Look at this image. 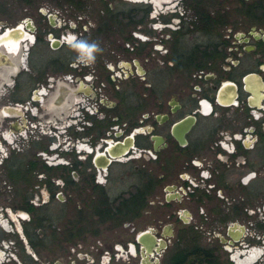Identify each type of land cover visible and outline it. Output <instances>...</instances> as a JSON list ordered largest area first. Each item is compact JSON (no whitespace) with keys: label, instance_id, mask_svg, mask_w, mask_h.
Returning a JSON list of instances; mask_svg holds the SVG:
<instances>
[{"label":"flooded vegetation","instance_id":"obj_1","mask_svg":"<svg viewBox=\"0 0 264 264\" xmlns=\"http://www.w3.org/2000/svg\"><path fill=\"white\" fill-rule=\"evenodd\" d=\"M10 6L0 264H264V0Z\"/></svg>","mask_w":264,"mask_h":264},{"label":"rangeland","instance_id":"obj_2","mask_svg":"<svg viewBox=\"0 0 264 264\" xmlns=\"http://www.w3.org/2000/svg\"><path fill=\"white\" fill-rule=\"evenodd\" d=\"M17 10L14 12L15 15L17 14ZM12 6L8 7L7 9H5V11H1L0 12V19L1 20H6L8 22V25L12 24V21L17 19V15L14 16L12 15ZM13 13V14H14ZM47 50L44 51V55L43 57L39 58L36 55H32L31 58V64L32 66H39L41 65L44 61H45V57L49 54ZM46 53V54H45ZM4 59H7V56L5 54H3L2 52H0V62H3ZM2 70H3V65H0V77H2ZM1 80V79H0ZM10 80L7 78L6 82H9ZM11 86L8 84V86L2 85L0 84V133L1 135L6 131L7 135L10 136V138H12V112H6L8 116L4 117L2 116L4 113L2 112L3 108H8V107H12L10 105V102L8 101L11 97H12V89H10ZM9 145L6 144L5 142L2 141V138L0 137V158L2 157V155H9ZM14 156L11 155L10 159L9 156L6 159V163H13L12 161L16 160V162H22L25 158H26V154L25 153H13ZM20 157V160L17 161V159ZM6 166H2L0 163V202H2L3 200H8L9 198H11L10 196V191H8L10 188L8 185H6L7 181L5 180L6 176ZM8 186V187H7ZM55 205V204H53ZM56 207V206H55ZM54 207V208H55ZM121 234V233H120ZM103 237L106 236H110L111 238L115 236V233L109 234V233H103L102 234ZM1 264H9L8 261H3Z\"/></svg>","mask_w":264,"mask_h":264},{"label":"water","instance_id":"obj_3","mask_svg":"<svg viewBox=\"0 0 264 264\" xmlns=\"http://www.w3.org/2000/svg\"><path fill=\"white\" fill-rule=\"evenodd\" d=\"M12 30V29H11Z\"/></svg>","mask_w":264,"mask_h":264}]
</instances>
